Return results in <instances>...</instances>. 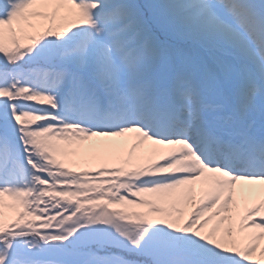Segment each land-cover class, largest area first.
Segmentation results:
<instances>
[{
  "label": "snow or ice",
  "instance_id": "1",
  "mask_svg": "<svg viewBox=\"0 0 264 264\" xmlns=\"http://www.w3.org/2000/svg\"><path fill=\"white\" fill-rule=\"evenodd\" d=\"M0 264H264V0H0Z\"/></svg>",
  "mask_w": 264,
  "mask_h": 264
},
{
  "label": "rangeland",
  "instance_id": "2",
  "mask_svg": "<svg viewBox=\"0 0 264 264\" xmlns=\"http://www.w3.org/2000/svg\"><path fill=\"white\" fill-rule=\"evenodd\" d=\"M11 218H12V214L11 213H6L5 219L8 220V219H11Z\"/></svg>",
  "mask_w": 264,
  "mask_h": 264
}]
</instances>
